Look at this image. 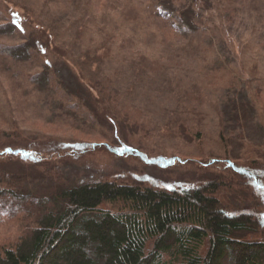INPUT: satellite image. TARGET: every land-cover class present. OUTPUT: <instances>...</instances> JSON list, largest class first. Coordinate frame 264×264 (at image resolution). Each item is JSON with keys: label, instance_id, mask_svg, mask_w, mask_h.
<instances>
[{"label": "rangeland", "instance_id": "rangeland-1", "mask_svg": "<svg viewBox=\"0 0 264 264\" xmlns=\"http://www.w3.org/2000/svg\"><path fill=\"white\" fill-rule=\"evenodd\" d=\"M186 20L197 26L187 39L175 29ZM0 135V151H35L30 169L66 153L47 167L87 179L187 184L228 158L264 161V0H0ZM173 155L185 162L147 161ZM239 180L227 201L264 210V194Z\"/></svg>", "mask_w": 264, "mask_h": 264}, {"label": "trees", "instance_id": "trees-1", "mask_svg": "<svg viewBox=\"0 0 264 264\" xmlns=\"http://www.w3.org/2000/svg\"><path fill=\"white\" fill-rule=\"evenodd\" d=\"M9 16L14 29L24 32L26 15L15 11ZM183 23L185 31L174 28L187 39L186 32L193 34L197 26ZM38 45L46 52L43 43ZM31 81L52 88L40 86V74ZM222 136L227 147L223 131ZM34 154L14 145L0 151V225L13 224L0 234V264H264V210L227 201L240 190L239 177L249 178L264 194L259 183L264 161L240 164L228 158L224 170L202 181L171 185L123 174L87 179L53 173L49 162L70 156L66 153H54L49 162L40 159L30 169L26 164L35 162ZM4 156L25 164L12 168ZM147 161L167 168L185 159L173 155Z\"/></svg>", "mask_w": 264, "mask_h": 264}]
</instances>
